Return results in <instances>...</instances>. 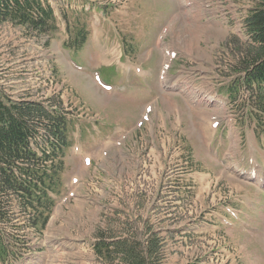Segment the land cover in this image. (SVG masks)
Listing matches in <instances>:
<instances>
[{"label": "rangeland", "instance_id": "rangeland-1", "mask_svg": "<svg viewBox=\"0 0 264 264\" xmlns=\"http://www.w3.org/2000/svg\"><path fill=\"white\" fill-rule=\"evenodd\" d=\"M43 1L53 43L0 24V91L62 111L71 147L47 229L15 221L0 264H107L121 234L157 235L162 264H264V117L231 75L257 1Z\"/></svg>", "mask_w": 264, "mask_h": 264}, {"label": "trees", "instance_id": "trees-1", "mask_svg": "<svg viewBox=\"0 0 264 264\" xmlns=\"http://www.w3.org/2000/svg\"><path fill=\"white\" fill-rule=\"evenodd\" d=\"M256 1L257 7L244 21L246 42L233 51L231 75L244 87L242 98L251 106V116L260 119L264 117V0ZM5 23L46 36V43H53L58 33L54 12L43 0H0V24ZM78 36L81 42L71 38L65 43L68 51L77 52L85 43L84 32ZM0 94V259H4L9 253L7 236L20 231L15 221L23 220L37 236L46 230L61 192L65 152L71 145L62 111L41 103L14 102ZM236 94L231 88L225 93L230 103H236ZM10 225L12 233L6 229ZM103 242L98 249L99 253L104 250L107 264L116 259L118 264H162L163 240L157 235H104Z\"/></svg>", "mask_w": 264, "mask_h": 264}, {"label": "bare ground", "instance_id": "bare-ground-1", "mask_svg": "<svg viewBox=\"0 0 264 264\" xmlns=\"http://www.w3.org/2000/svg\"><path fill=\"white\" fill-rule=\"evenodd\" d=\"M184 1H185V0H184ZM182 2H183V0H182ZM185 2H186V1H185ZM184 6H185V4H184ZM186 11H187V10H186ZM188 14H189V12H188ZM176 17H177V16H176ZM186 17H187V16H186ZM194 17H195V16H194ZM187 23H188V24H192L191 22H187ZM180 24H184L183 21H180V22H179V25H180ZM176 28H177V27H176ZM166 57H167V54H166ZM168 57H169V58L171 57L170 54H169ZM165 81H166V79L164 78V79H163V82H165ZM210 100H212V99H210ZM254 181H259V182L262 181V182H264V179L261 180V178H260L259 176H257V177L255 178ZM259 182H254V183L261 187V185L259 184Z\"/></svg>", "mask_w": 264, "mask_h": 264}]
</instances>
